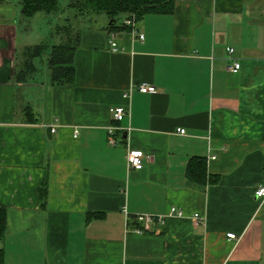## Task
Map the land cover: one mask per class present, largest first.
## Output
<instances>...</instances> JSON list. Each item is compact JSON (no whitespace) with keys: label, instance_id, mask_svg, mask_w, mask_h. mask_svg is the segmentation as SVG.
Listing matches in <instances>:
<instances>
[{"label":"crops","instance_id":"1","mask_svg":"<svg viewBox=\"0 0 264 264\" xmlns=\"http://www.w3.org/2000/svg\"><path fill=\"white\" fill-rule=\"evenodd\" d=\"M41 13L0 5L4 264H264V0H176L138 22L144 39L118 31L119 50L107 25L84 26L64 84L52 80L51 47L25 70L27 47L46 40L27 36ZM130 149L147 155L142 169ZM203 164L205 181L192 179Z\"/></svg>","mask_w":264,"mask_h":264},{"label":"trees","instance_id":"2","mask_svg":"<svg viewBox=\"0 0 264 264\" xmlns=\"http://www.w3.org/2000/svg\"><path fill=\"white\" fill-rule=\"evenodd\" d=\"M10 1L11 0H0V5L8 4ZM62 1L63 0H19V5L23 16L26 18L33 17L39 12L58 16L63 9H70L74 12V16L77 17L86 14L105 13L110 18L107 28L112 32L128 29V27L122 26L121 24L122 20L127 16L135 15L140 21L148 14L172 13L176 2V0H70L65 8ZM65 20L69 21V17H66ZM69 23L66 24L65 27L70 25ZM59 30H61L60 27L57 29L58 33L60 32ZM80 32L81 30L75 39L69 37V39L53 46L40 43L35 46L27 47L25 50V70L28 72L34 68V59L41 57L46 50L51 47L48 57V66L51 70L53 82L56 84L71 82L74 78V52ZM189 172L192 179L201 182L205 181L208 173L206 164H203L196 173L195 171L193 172L192 169H190ZM7 216V208L5 206H0V241L5 237L7 232ZM4 261L5 251L0 247V264H4Z\"/></svg>","mask_w":264,"mask_h":264},{"label":"built area","instance_id":"3","mask_svg":"<svg viewBox=\"0 0 264 264\" xmlns=\"http://www.w3.org/2000/svg\"><path fill=\"white\" fill-rule=\"evenodd\" d=\"M138 22L139 20L136 18L135 15L132 16H127L125 17L121 24L122 26H126L130 29V32L133 36H138L140 39H144L145 35L139 32L138 29ZM117 32L118 31H112L111 33V38L109 39L110 46L113 50H119L120 47L117 42ZM228 58L231 60V62L228 64V69L232 72H237L240 67L241 63L235 58L234 53L235 49L233 47H228ZM139 90L144 93H155L157 92V88L154 85L148 84V83H142L139 85ZM112 117L115 121L121 122L126 116V108L122 105L118 106H113L110 108ZM57 130V125H53L52 131L55 132ZM181 133H185V129H180L179 130ZM109 134H110V143L115 145L118 142V139L115 136V127H110L109 128ZM74 137H78V130L75 129L74 131ZM147 157L145 152L141 149H130L128 150L127 154V160L130 168L132 169H137L140 170L144 167V160ZM215 158V155L213 156ZM257 200H259L260 204H264V184H260L255 192ZM178 215V216H184V212L179 211L177 212L175 208L171 209L170 215ZM157 219L160 221H163V216H157ZM137 219L144 223V225L149 224L152 222L155 217L152 215H146V214H141L137 216ZM195 219L200 220L201 216L199 214L195 215ZM143 225V226H144ZM142 226V227H143ZM137 231H142V229H138ZM228 236L232 239H235L239 241V237L235 233H229Z\"/></svg>","mask_w":264,"mask_h":264},{"label":"rangeland","instance_id":"4","mask_svg":"<svg viewBox=\"0 0 264 264\" xmlns=\"http://www.w3.org/2000/svg\"><path fill=\"white\" fill-rule=\"evenodd\" d=\"M18 1L19 0H11L12 4H15L18 6ZM70 0H63L62 4L65 7ZM11 8H14L13 5H10ZM66 8V7H65ZM51 20L53 22H48V18L46 17L45 13H41L40 17L42 18H36V19H31L28 22V27H27V36L31 39L35 36V32L38 35L44 34L46 40L45 44H52L55 37L57 35H62L65 40L69 39V37H72L73 39L76 38L78 35L79 31L85 26L95 24L96 26L99 24L107 25L110 21V18L108 15L105 13H96V14H86V15H80L79 17L74 16V12L71 11L70 9H63L58 16L53 15ZM69 17V21H66L65 18ZM70 22V23H69ZM60 23L59 27L61 30H59L60 34L57 32V24ZM67 27H65L66 24ZM67 30V31H65ZM25 33V31H24ZM54 33V34H53ZM44 38V39H45ZM57 40V39H56ZM37 43V42H35ZM42 58L45 60L46 59V54L42 56ZM44 65V63H43Z\"/></svg>","mask_w":264,"mask_h":264},{"label":"water","instance_id":"5","mask_svg":"<svg viewBox=\"0 0 264 264\" xmlns=\"http://www.w3.org/2000/svg\"><path fill=\"white\" fill-rule=\"evenodd\" d=\"M112 23V22H111Z\"/></svg>","mask_w":264,"mask_h":264}]
</instances>
